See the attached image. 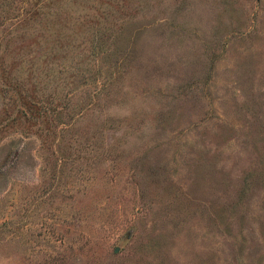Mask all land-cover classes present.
I'll return each mask as SVG.
<instances>
[{"label": "rangeland", "instance_id": "obj_1", "mask_svg": "<svg viewBox=\"0 0 264 264\" xmlns=\"http://www.w3.org/2000/svg\"><path fill=\"white\" fill-rule=\"evenodd\" d=\"M0 264H264V0H0Z\"/></svg>", "mask_w": 264, "mask_h": 264}]
</instances>
